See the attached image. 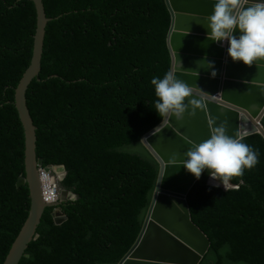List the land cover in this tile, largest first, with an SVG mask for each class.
Wrapping results in <instances>:
<instances>
[{
  "label": "trees",
  "instance_id": "1",
  "mask_svg": "<svg viewBox=\"0 0 264 264\" xmlns=\"http://www.w3.org/2000/svg\"><path fill=\"white\" fill-rule=\"evenodd\" d=\"M43 3L50 21L27 104L37 156L44 166H64L62 185L80 198L60 206L67 216L61 225L55 207L45 208L19 264H119L142 232L160 174L142 139L162 122L151 79L172 69L171 14L165 0ZM36 27L33 0H0V264L31 205L28 185L16 187L26 172L14 101ZM244 142L258 150L259 162L232 179L240 189L209 185L207 171L189 194L193 220L211 241L200 264H264V135Z\"/></svg>",
  "mask_w": 264,
  "mask_h": 264
},
{
  "label": "water",
  "instance_id": "2",
  "mask_svg": "<svg viewBox=\"0 0 264 264\" xmlns=\"http://www.w3.org/2000/svg\"><path fill=\"white\" fill-rule=\"evenodd\" d=\"M33 1L37 11L33 56L15 89L14 101L24 127L26 147V174L19 176L16 187L20 190L23 185H28L31 206L4 264L21 262L28 245L37 236L45 208L51 206L42 196L39 168L44 166V159L37 156V127L26 95L42 71L44 40L50 19L46 16L43 0ZM165 1L171 14L167 45L172 55V68L176 66L177 58L178 66L183 69L177 70L178 79L198 86L208 94L205 106L196 110L195 116L186 112L180 121L172 117L161 132L155 130L157 126L143 137V145L160 164V174L142 232L119 264H200L210 249L211 241L193 220L189 194L207 170L197 180L182 165H171L169 159L175 155L178 160H184L191 147L189 142L198 144L209 139L210 119H215L214 126L226 120L229 136L237 132L244 138L257 133L264 135V61L259 62V67L255 64L248 67L242 61L233 62L228 56L227 43L218 44L207 39L210 29L206 26V17L213 13L215 0ZM240 34L237 28L234 35L239 37ZM205 57L214 62L215 78L210 75L212 69L197 66V61ZM192 71H198L199 76L195 77ZM217 183L209 176V185ZM230 184L233 187L228 190L222 184L220 187L225 191L241 188L232 180ZM65 219L67 217H55L57 223Z\"/></svg>",
  "mask_w": 264,
  "mask_h": 264
},
{
  "label": "clouds",
  "instance_id": "3",
  "mask_svg": "<svg viewBox=\"0 0 264 264\" xmlns=\"http://www.w3.org/2000/svg\"><path fill=\"white\" fill-rule=\"evenodd\" d=\"M206 20V26L210 29L207 39L218 44L227 43L228 56L233 62L242 61L248 67H252L254 64L259 67V62L264 61V2H259V0H215L213 13L207 16ZM237 28L241 33L239 37L234 35ZM197 66L212 69L210 75L212 78L216 77L217 71L214 68V62L208 61L206 57L202 61H197ZM177 70L183 69L178 66L176 58L174 68L168 70L162 78L154 76L151 79V85L154 86L157 97L154 108L162 121L155 130L159 129L160 132L168 125L172 117L180 121L186 112L189 116H195L196 110L205 106L204 100L208 93L198 86H191L178 79ZM192 73L195 77L199 76L198 71H192ZM193 96L199 99L191 98ZM186 98H189L187 103H185ZM215 123V119L208 121L209 139L198 144L189 142L191 147L185 153L186 159L178 160L174 155L169 159V162L171 165H182L197 180L207 170L210 178L219 182L214 184V187H219L222 184L224 189L228 190L233 187L230 184L233 178L242 177L245 169H252L258 164L259 152L245 143L244 136L239 132L234 136H229L226 120L219 126H214ZM49 166L40 167L39 175L40 180L44 182L41 187L42 192L45 191L46 186H56L52 195L44 198L45 203L48 204L54 200L59 201L60 205L53 211L55 221V217L62 219L67 217L60 208L62 204L76 201L80 197L65 187L57 186L59 184L63 186L62 181L67 174L64 166L54 165L52 170H47ZM42 172L48 174L50 183H46ZM64 222L57 223L55 221V224L61 225ZM225 251H227V246L221 251V255Z\"/></svg>",
  "mask_w": 264,
  "mask_h": 264
},
{
  "label": "bare ground",
  "instance_id": "4",
  "mask_svg": "<svg viewBox=\"0 0 264 264\" xmlns=\"http://www.w3.org/2000/svg\"><path fill=\"white\" fill-rule=\"evenodd\" d=\"M46 35V34H45ZM27 95V94H26ZM264 126V125H263ZM26 149V147H25ZM160 165V164H159ZM54 167V165H51L48 167V170H52ZM26 169V167H25ZM26 172V171H25ZM41 182V187L42 185H44L43 183V180H40ZM57 186H60L61 188H63L64 186H61V184L57 185ZM56 186H46L45 188V191L42 192V196L43 198H47V197H50L52 195V192H53V189L55 188ZM60 204H59V201L58 200H54L52 203H51V206H54V207H58ZM151 206V205H150ZM29 216V215H28ZM211 247V246H210ZM28 248V247H27ZM26 252H27V249L25 251V255H26ZM24 255V256H25ZM203 260V259H202Z\"/></svg>",
  "mask_w": 264,
  "mask_h": 264
},
{
  "label": "rangeland",
  "instance_id": "5",
  "mask_svg": "<svg viewBox=\"0 0 264 264\" xmlns=\"http://www.w3.org/2000/svg\"><path fill=\"white\" fill-rule=\"evenodd\" d=\"M130 150L138 151L137 153L142 154V156H144V157H146V155H149L147 150L145 148H143V147L138 150V146H134V147H131Z\"/></svg>",
  "mask_w": 264,
  "mask_h": 264
},
{
  "label": "built area",
  "instance_id": "6",
  "mask_svg": "<svg viewBox=\"0 0 264 264\" xmlns=\"http://www.w3.org/2000/svg\"><path fill=\"white\" fill-rule=\"evenodd\" d=\"M42 175H43V178H44V180L46 181V183H50L48 180H49V176H48V174L47 173H45V172H42Z\"/></svg>",
  "mask_w": 264,
  "mask_h": 264
}]
</instances>
